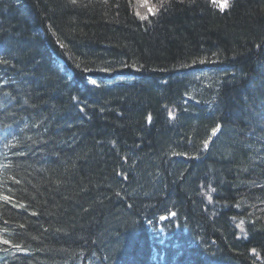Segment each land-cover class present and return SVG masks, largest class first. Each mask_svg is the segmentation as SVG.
Wrapping results in <instances>:
<instances>
[{
    "label": "trees",
    "instance_id": "1",
    "mask_svg": "<svg viewBox=\"0 0 264 264\" xmlns=\"http://www.w3.org/2000/svg\"><path fill=\"white\" fill-rule=\"evenodd\" d=\"M0 101V264H264V0H0Z\"/></svg>",
    "mask_w": 264,
    "mask_h": 264
},
{
    "label": "bare ground",
    "instance_id": "2",
    "mask_svg": "<svg viewBox=\"0 0 264 264\" xmlns=\"http://www.w3.org/2000/svg\"><path fill=\"white\" fill-rule=\"evenodd\" d=\"M23 101L27 102V100H23ZM27 104H28V102H27ZM2 105L3 104L0 101V108L2 107ZM16 110H18V109H16ZM168 217H169L168 215L162 214V215L158 216L157 220L163 219V218L167 219ZM141 220L144 222L145 227L150 228L152 220L147 219L145 217H142ZM173 235L174 234L168 229H164L163 240L156 234L155 236L158 237L159 241H162L161 242L162 245H160L161 250H162V256L157 261L154 258H151L153 256L152 254L154 251L152 248L149 250V254H147V258H146L145 262L143 261L144 264H164V263L167 264L168 259H169V263H171L173 260L171 253H170L171 249H174L177 252H184L186 254L191 255L192 257L187 259V262L189 264H192L195 261H196V264H221L222 257H223L222 254L225 253V249L223 246L219 245L215 251L208 254L206 250L195 248V245L192 246V244H193L192 242H188L187 240H185V242H184L181 240L173 239ZM147 237H148V235H147ZM148 244L150 246H153L155 243L153 244L152 240L148 239ZM157 247H159V246L157 245ZM219 255H220V258H218ZM149 260H151L152 263L151 262L149 263ZM160 260H161V263L159 262ZM153 261H154V263H153ZM140 262H142V261H140Z\"/></svg>",
    "mask_w": 264,
    "mask_h": 264
},
{
    "label": "rangeland",
    "instance_id": "3",
    "mask_svg": "<svg viewBox=\"0 0 264 264\" xmlns=\"http://www.w3.org/2000/svg\"><path fill=\"white\" fill-rule=\"evenodd\" d=\"M230 0H227V3H229ZM130 4L132 3L134 11L139 15H145L150 14L153 12V10L156 9L157 4L159 3V0H129ZM213 5L222 10L224 8H221L220 5L225 2V0H216L214 3L213 0H211Z\"/></svg>",
    "mask_w": 264,
    "mask_h": 264
},
{
    "label": "snow or ice",
    "instance_id": "4",
    "mask_svg": "<svg viewBox=\"0 0 264 264\" xmlns=\"http://www.w3.org/2000/svg\"><path fill=\"white\" fill-rule=\"evenodd\" d=\"M213 2L215 3L216 0H213ZM227 6H228L227 0H225V2L220 5L221 8H226ZM93 83H95V81H93Z\"/></svg>",
    "mask_w": 264,
    "mask_h": 264
}]
</instances>
